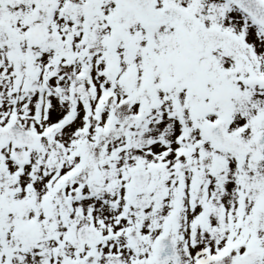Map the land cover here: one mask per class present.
<instances>
[{
	"label": "snow or ice",
	"instance_id": "obj_1",
	"mask_svg": "<svg viewBox=\"0 0 264 264\" xmlns=\"http://www.w3.org/2000/svg\"><path fill=\"white\" fill-rule=\"evenodd\" d=\"M0 264H264V0H0Z\"/></svg>",
	"mask_w": 264,
	"mask_h": 264
}]
</instances>
